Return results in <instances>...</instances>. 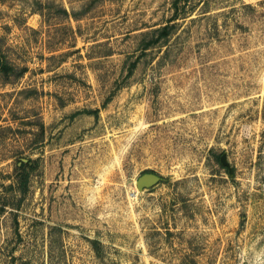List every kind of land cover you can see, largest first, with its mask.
Instances as JSON below:
<instances>
[{"label":"rangeland","instance_id":"374dc122","mask_svg":"<svg viewBox=\"0 0 264 264\" xmlns=\"http://www.w3.org/2000/svg\"><path fill=\"white\" fill-rule=\"evenodd\" d=\"M172 1L0 0V264H264V0Z\"/></svg>","mask_w":264,"mask_h":264},{"label":"trees","instance_id":"16d2710c","mask_svg":"<svg viewBox=\"0 0 264 264\" xmlns=\"http://www.w3.org/2000/svg\"><path fill=\"white\" fill-rule=\"evenodd\" d=\"M180 1L181 0H173L172 1V5H173V8H174V15H173L174 17L179 12V8H180L179 7V3H180ZM173 27H174L173 24H166V25L162 26L160 29H157V31H159V34L151 42L155 43L160 38L168 36L170 34L171 30L173 29ZM0 62H1V54H0ZM9 70H11V67L7 64V62L0 63V71L8 72ZM130 71H132V70H130ZM89 112L97 114L96 111H89ZM215 158H216L217 163H219V165L222 166L223 168H226L227 172H229L228 168L221 163L220 154L215 155ZM23 166H24V163H22V165L19 166L18 168H22ZM147 172L154 173L152 170H149ZM27 179H28V171L25 172L24 174H22L21 178L17 181L18 182V186H19V188H21L22 192H25V190H26Z\"/></svg>","mask_w":264,"mask_h":264},{"label":"water","instance_id":"95a60500","mask_svg":"<svg viewBox=\"0 0 264 264\" xmlns=\"http://www.w3.org/2000/svg\"><path fill=\"white\" fill-rule=\"evenodd\" d=\"M220 161L224 166H226L228 168L229 173H231V168H230V165L227 161V157H226L225 152H223L220 155ZM160 180H161L160 175H158L156 173H152V172H145L138 177L135 184H136V188L138 190L142 191L143 189H148V188L154 186Z\"/></svg>","mask_w":264,"mask_h":264}]
</instances>
